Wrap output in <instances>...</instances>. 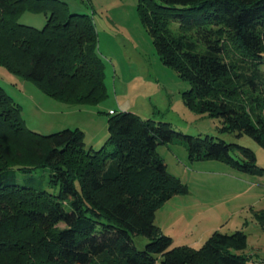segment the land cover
Instances as JSON below:
<instances>
[{
	"label": "trees",
	"instance_id": "1",
	"mask_svg": "<svg viewBox=\"0 0 264 264\" xmlns=\"http://www.w3.org/2000/svg\"><path fill=\"white\" fill-rule=\"evenodd\" d=\"M26 11L45 24L20 22ZM137 11L162 62L189 81L185 103L264 147V0H138ZM0 64L63 102L107 96L95 25L61 0H0ZM107 130L99 149L79 128L32 130L0 85V264H245L240 229L214 230L196 248L172 245L155 224V211L187 192L157 146L178 140L191 160L260 172L252 149L131 111L110 114ZM133 235L147 238L143 248Z\"/></svg>",
	"mask_w": 264,
	"mask_h": 264
},
{
	"label": "rangeland",
	"instance_id": "2",
	"mask_svg": "<svg viewBox=\"0 0 264 264\" xmlns=\"http://www.w3.org/2000/svg\"><path fill=\"white\" fill-rule=\"evenodd\" d=\"M61 1L69 11L88 15L95 25L107 96L96 103L63 102L0 64V85L20 105L26 125L43 134L79 128L85 146L99 149L108 137V116L123 110L155 123L167 122L184 134L208 135L249 147L260 172H243L215 159L191 160L178 140L159 144L157 151L167 170L186 184L187 192L164 202L155 211L154 221L172 237V245L196 248L214 230L231 233L240 229L246 234V246L237 252L247 256L245 264H264V224L256 215L264 212V147L247 134L224 129L220 118L185 103L183 92L190 83L160 59L140 20L138 0ZM18 20L41 28L46 17L26 11ZM35 172L43 178L47 174L46 170ZM177 227L185 230L183 236ZM132 239L138 249L147 242L143 235Z\"/></svg>",
	"mask_w": 264,
	"mask_h": 264
},
{
	"label": "crops",
	"instance_id": "3",
	"mask_svg": "<svg viewBox=\"0 0 264 264\" xmlns=\"http://www.w3.org/2000/svg\"><path fill=\"white\" fill-rule=\"evenodd\" d=\"M176 198H180V195H179V194H176V195L172 196L170 199H168L166 202L171 201V200H175ZM166 202H165V203H166ZM154 222H155V221H154ZM155 224L158 225L157 223H155ZM158 226H159L160 228H163V226H162L161 224L158 225ZM162 231L164 232V231H165V228H163ZM183 231H184V232H183ZM183 231H181L179 227H177V229H176V232H177L178 234H180V237L184 235L185 230H183Z\"/></svg>",
	"mask_w": 264,
	"mask_h": 264
}]
</instances>
